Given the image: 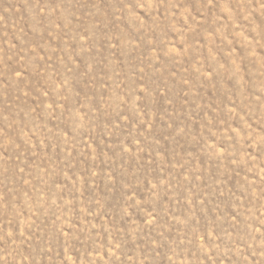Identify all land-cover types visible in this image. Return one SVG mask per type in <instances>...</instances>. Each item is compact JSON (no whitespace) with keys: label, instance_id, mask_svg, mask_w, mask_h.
<instances>
[{"label":"rangeland","instance_id":"obj_1","mask_svg":"<svg viewBox=\"0 0 264 264\" xmlns=\"http://www.w3.org/2000/svg\"><path fill=\"white\" fill-rule=\"evenodd\" d=\"M0 264H264V0H0Z\"/></svg>","mask_w":264,"mask_h":264}]
</instances>
